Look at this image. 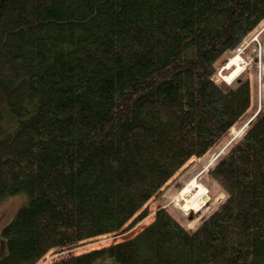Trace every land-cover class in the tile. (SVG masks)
Returning <instances> with one entry per match:
<instances>
[{
  "label": "trees",
  "instance_id": "16d2710c",
  "mask_svg": "<svg viewBox=\"0 0 264 264\" xmlns=\"http://www.w3.org/2000/svg\"><path fill=\"white\" fill-rule=\"evenodd\" d=\"M263 20L264 0H0V207L24 198L0 264L144 221L251 108L248 79L215 77ZM262 86L210 170L225 199L194 230L160 207L134 237L53 264H264V72ZM207 194L192 179L175 201L197 212Z\"/></svg>",
  "mask_w": 264,
  "mask_h": 264
},
{
  "label": "rangeland",
  "instance_id": "374dc122",
  "mask_svg": "<svg viewBox=\"0 0 264 264\" xmlns=\"http://www.w3.org/2000/svg\"><path fill=\"white\" fill-rule=\"evenodd\" d=\"M264 42V20L259 26L244 40L235 52L223 56L219 62V70L215 77L218 83L233 86L239 79H248L252 91V104L248 112L229 130V132L203 157L190 160L156 195L148 204L149 216L138 224L133 230L94 238L62 252H50L38 264H53L54 262L70 256L86 253L94 249L107 247L122 241H126L153 222V217L160 207L170 211V213L182 224H186L189 230H194L204 219L214 211L218 205L224 201L225 194L220 185L210 175V170L220 155L225 154L232 143L240 139L246 132L249 123H252L256 115L261 111L263 103V63L262 52ZM237 60L235 66L229 67V63ZM228 67V69L226 68ZM241 67L240 73L234 78L235 68ZM230 69V70H229ZM228 77V78H227ZM192 179H196L208 191L207 197L203 198L200 206H205L197 212H185L182 204L175 201ZM186 198V197H185ZM23 196L8 198L0 207V253L2 246V231L10 225L16 217L17 212L24 206ZM152 217L151 220L148 219ZM149 221V222H148ZM187 222V223H186Z\"/></svg>",
  "mask_w": 264,
  "mask_h": 264
},
{
  "label": "bare ground",
  "instance_id": "6f19581e",
  "mask_svg": "<svg viewBox=\"0 0 264 264\" xmlns=\"http://www.w3.org/2000/svg\"><path fill=\"white\" fill-rule=\"evenodd\" d=\"M236 61L237 60H235V61H233L232 60V62H230L228 65H229V67H231V66H235L236 65ZM227 69H228V67H226ZM240 69H241V67L239 68V67H237V68H235V71H233V75H231V77H230V79H232V78H234L237 74H239L241 71H240ZM230 70V69H229ZM228 78V77H227ZM233 80V79H232Z\"/></svg>",
  "mask_w": 264,
  "mask_h": 264
},
{
  "label": "water",
  "instance_id": "95a60500",
  "mask_svg": "<svg viewBox=\"0 0 264 264\" xmlns=\"http://www.w3.org/2000/svg\"><path fill=\"white\" fill-rule=\"evenodd\" d=\"M161 192H162V190H161ZM123 233V231H120L119 233H117V234H119V235H121Z\"/></svg>",
  "mask_w": 264,
  "mask_h": 264
}]
</instances>
